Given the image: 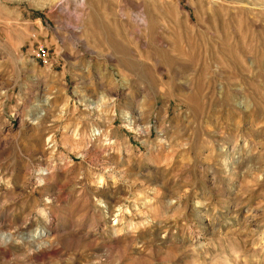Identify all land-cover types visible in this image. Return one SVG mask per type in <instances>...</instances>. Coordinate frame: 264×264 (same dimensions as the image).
<instances>
[{"label": "rangeland", "instance_id": "obj_1", "mask_svg": "<svg viewBox=\"0 0 264 264\" xmlns=\"http://www.w3.org/2000/svg\"><path fill=\"white\" fill-rule=\"evenodd\" d=\"M0 264H264V0H0Z\"/></svg>", "mask_w": 264, "mask_h": 264}, {"label": "built area", "instance_id": "obj_2", "mask_svg": "<svg viewBox=\"0 0 264 264\" xmlns=\"http://www.w3.org/2000/svg\"><path fill=\"white\" fill-rule=\"evenodd\" d=\"M37 56L43 63H48V52L43 46L38 47Z\"/></svg>", "mask_w": 264, "mask_h": 264}, {"label": "bare ground", "instance_id": "obj_3", "mask_svg": "<svg viewBox=\"0 0 264 264\" xmlns=\"http://www.w3.org/2000/svg\"><path fill=\"white\" fill-rule=\"evenodd\" d=\"M129 117H130V116H129ZM129 119H130V118H129ZM128 122H129V123H128L129 125H132V124L134 123V120L130 119V120H128ZM134 124H135V123H134ZM140 128H141V127H140Z\"/></svg>", "mask_w": 264, "mask_h": 264}]
</instances>
